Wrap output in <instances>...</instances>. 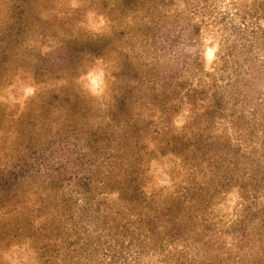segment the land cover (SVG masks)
<instances>
[{
    "label": "rangeland",
    "instance_id": "obj_1",
    "mask_svg": "<svg viewBox=\"0 0 264 264\" xmlns=\"http://www.w3.org/2000/svg\"><path fill=\"white\" fill-rule=\"evenodd\" d=\"M0 264H264V0H0Z\"/></svg>",
    "mask_w": 264,
    "mask_h": 264
}]
</instances>
